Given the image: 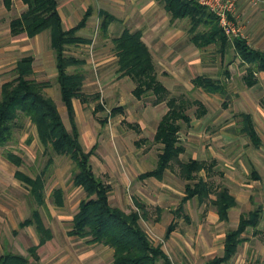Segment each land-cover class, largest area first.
Returning a JSON list of instances; mask_svg holds the SVG:
<instances>
[{
  "label": "rangeland",
  "instance_id": "374dc122",
  "mask_svg": "<svg viewBox=\"0 0 264 264\" xmlns=\"http://www.w3.org/2000/svg\"><path fill=\"white\" fill-rule=\"evenodd\" d=\"M58 1L60 4L66 2ZM230 1L233 2L234 10L228 17L239 32L229 36H240L247 44H251L257 34L262 32L261 48L263 47L264 51V1ZM74 3L77 5L76 13L80 16V3L78 0H74ZM141 3L143 5L139 12L145 9L146 15H139L137 11L126 16L122 23H117L111 35L118 32L117 28L120 31L122 26H125L131 30L140 27L147 42L155 35L164 37V48L161 47L158 51L152 48L158 78L163 81L168 73L175 74L176 77L169 79L167 83L170 93L183 94L191 100L198 99L206 108V113L201 117L196 114L198 105H193L188 110L191 122L189 125L183 123L179 132L180 141L186 148L180 155V161L195 157L207 164L213 162V171L209 174L201 171V174L215 186L226 185L235 196L237 205L230 209L229 220L225 222L218 220L216 208L211 200H190L184 210L189 216V221L183 216L178 217L175 221V231L166 240L165 230L172 212L177 209L183 194L185 195L187 181L181 176L178 162H173L161 179H139L138 175L155 167L160 145L153 141V137L157 123L168 108L165 102L154 105L152 95L136 99L132 93L135 83L130 78L119 80L115 75H111L101 81L98 73L100 65L97 66L96 75L92 68L82 67L85 74L82 92L87 99H75V119L84 135L83 140L92 134L91 141L87 142V150L95 145L91 156L93 169L101 180L111 185L109 198L112 205L130 212L138 210L136 201L145 204L148 219L141 218L139 222L155 244H162L173 264H203L220 255L226 231L237 226L242 214L261 205L263 212L258 226L250 227L245 232L247 241L242 243L235 256L224 264H264V76L256 85L247 87L242 79L245 67L233 53L222 60L216 45L197 48L190 43V24L187 19L172 23L169 14L158 1L142 0ZM209 5L206 4L208 7ZM92 20L94 22L88 31L91 42L88 45L68 46L66 53L85 61L91 60L89 51L92 47L93 61L96 64L101 57L108 58L106 63H111V38L109 35L102 36L100 19ZM152 23L157 25L155 29ZM46 32L48 38L49 32ZM155 46L157 47V44ZM181 46L182 50H187L194 58L202 56L201 67L196 65L200 63L199 60L191 62L187 67L181 64L177 55H174L176 48ZM49 49L55 65L54 52L50 45ZM163 58L169 62H165ZM75 69L76 67L69 68L70 71ZM225 69L229 76H225ZM200 73L225 80L228 95L222 97L195 88L190 80ZM14 74L12 68L4 76L11 80ZM55 77L53 71L49 70H37L33 74L34 79L51 83L45 92L52 96L65 125L70 129ZM94 80L102 85L98 87L99 96L96 98L97 92L93 93V90H96ZM116 85L119 88L115 90ZM86 86L92 88L91 92L86 90ZM117 93L118 96H115ZM98 103L102 105V110L96 109ZM116 107L122 110L110 115V110ZM242 111L252 115L262 139V145L258 148L240 132L239 114ZM105 115L109 119L106 125H102L101 119L105 118ZM5 149H12L22 156L23 164L19 169L29 175H35L47 168L46 204L40 208V212L54 236L47 246L38 249L40 258L36 262L31 259L33 264H111L112 251L109 247L102 244L91 246L85 239L67 235L71 218L80 201L85 198V192L73 183V162L64 155L44 153L35 126L28 120L25 121L23 129L16 132L14 140L8 146H0V254L11 250L27 255L28 247L37 241V234L32 226L19 227V223L31 215L32 202L26 186L13 177L16 167L3 156ZM50 156L52 160L47 164ZM253 169L260 176L259 179L253 177ZM56 187L62 188L64 192V204L61 207L54 204L51 196Z\"/></svg>",
  "mask_w": 264,
  "mask_h": 264
},
{
  "label": "trees",
  "instance_id": "16d2710c",
  "mask_svg": "<svg viewBox=\"0 0 264 264\" xmlns=\"http://www.w3.org/2000/svg\"><path fill=\"white\" fill-rule=\"evenodd\" d=\"M26 9L10 21L11 33L25 32L29 37L48 31L50 47L54 52L57 74L55 80L59 85L61 100L66 107L70 129L64 123L54 99L46 94L45 88L49 81H38L33 78L34 57H21L14 67V78L5 81L0 91V146H8L15 138L17 131L23 129L28 120L35 126L39 142L44 153L67 156L74 165L73 183L85 192L74 213L68 234L85 239L87 244H102L112 248L111 264H173L171 258L163 249L162 244H155L142 228L139 220L148 219V210L144 203L136 201L138 210L126 212L110 202L111 185L101 180L95 173L91 162L95 145L86 150L81 141L79 128L75 119L73 98L86 100L82 92L85 74L82 67L85 59L67 54L68 46L91 42L78 35L79 30L86 25L90 11L72 28L64 29L58 12L57 0H22ZM161 3L169 14L171 22L182 19L189 21L190 40L197 48L210 45L217 46V52L225 59L230 53L240 60L245 67L242 76L247 87L257 82L256 74L264 71V51L253 48L240 36L227 35L219 24L218 17L210 8L199 0H156ZM5 6L10 7L11 0H4ZM113 17L105 14L101 22V30H107ZM115 53L118 56V70L121 77L128 76L134 83L132 90L137 99L143 96H154V105L165 102L167 111L161 116L154 133L153 141L160 145L155 167L139 175L140 179L155 177L161 179L167 168L173 162H178L185 184V195L182 197L176 215H185L183 204L189 199L196 198L200 202L211 200L216 208L220 221L229 220V211L237 205L235 196L226 185L215 186L206 179L201 171L208 174L213 171V162L207 164L198 158L180 161V155L186 150L180 141L179 132L183 123L189 125L191 118L188 110L198 105V117L206 113L202 101L189 99L187 96L173 95L165 84L158 78L156 65L149 47L142 39V31L125 29L113 39ZM70 67H76L70 71ZM225 76H229L227 69ZM195 88H201L206 93L228 95L227 83L221 77L196 75L192 79ZM99 95H95V98ZM97 110L102 105L97 104ZM120 107L112 108L110 115L121 111ZM240 132L247 136L254 147H260L262 140L255 128L252 115L241 112ZM108 117L101 119V124ZM137 127V126H136ZM3 156L17 168L23 164V158L12 149H5ZM52 158L49 157L47 164ZM47 168L35 175H29L17 169L15 177L27 188L32 202L31 215L19 223V227L32 226L37 234L38 243L27 249V255L6 250L0 254V264H33L39 260L38 249L53 237L52 229L42 218L40 208L46 204L45 184ZM214 195L213 197H211ZM51 196L56 206L64 203V192L60 187L52 190ZM160 210L159 208H157ZM262 206L258 205L247 213L242 214L235 228L226 231L223 251L205 261L203 264H224L237 253L238 247L247 240L244 233L248 228H256L262 215ZM176 224H168L164 237L174 231Z\"/></svg>",
  "mask_w": 264,
  "mask_h": 264
},
{
  "label": "crops",
  "instance_id": "0c3cea01",
  "mask_svg": "<svg viewBox=\"0 0 264 264\" xmlns=\"http://www.w3.org/2000/svg\"><path fill=\"white\" fill-rule=\"evenodd\" d=\"M154 1L156 2V0H153V2ZM57 2H58V12H59V14L61 16L64 29H70L73 26H75L83 18L85 13L87 11H90L89 17L87 18V21H86V25L84 27H82L79 30V32H78V35H80L81 37H84L86 39H89L88 38V34H89L88 31L90 29V25L93 24V22H94V20H92L93 18L100 19L99 26H101V22L104 19L105 14L110 15V16L113 17V20L109 23L107 30L105 32L103 30H101L102 34H103L102 35L103 37L104 36L107 37V35H109L110 38H111L110 41H111L112 48H111V52L110 53H112V55L109 57V59H111V63H106L108 58L101 57L100 61H98L97 64L95 63V67H93V65L90 63V59L86 60L84 66L87 69L88 68H92L95 71V75H96L97 66L100 65V67H99L100 69H99L98 73H100L99 79H101V81L104 78L106 80V77H111V75H115V77L119 78V80H122V79L128 80V78H129L128 76H125V77L119 76L120 73H119V70H118V68H119L118 67V56L115 53L113 39L119 37L123 33V31L125 29H129L130 31H135V30H131L130 28L122 26L120 31L117 28L118 32H116L114 35H111V33L113 32L114 28L117 27V23H119V22L122 23V21H124L126 16L134 14L137 11L139 12L140 7L143 5V3H141L142 0H126V1L125 0H89L88 2H87V0H78V2L80 3V7H79L80 8L79 9L80 10V16H78L77 13H76L77 12L76 11L77 10L76 9L77 5L74 3V0H66V2L64 4H60L58 0H57ZM26 7H27V5L22 0H11V4H10L9 8L5 6L4 0H0V91H1V85L5 81L9 80V78L8 79L5 78V76H4L5 73L7 71L11 70L12 68L14 70V67L16 66L17 61L21 57L26 56V55H31V56L34 57V61L36 60V63H34V72L37 71V70H41L43 72L49 70V71H53V75L57 74L56 61H55V65H54L53 56L51 54V50L49 49L50 35L47 38V35H45L47 33L46 31L38 33V34H36L33 37H29L25 32H22V33H19V34L11 33L10 21L14 17L19 16L26 9ZM140 14L145 16L146 15V10L145 9L144 10L141 9V11L139 12V15ZM171 25H172V23H171ZM152 26H154L153 27L154 29L157 27V25H155V23H152ZM137 30L142 31V39L146 43V45L149 47L150 52H151V54H152V56L154 58V50L153 49L156 48V51H158L159 49H161V47L164 48V46H165L166 41H165L164 37L160 38L158 35H155L151 39L150 42H147L146 41L147 39L145 38L144 31L140 27L137 28ZM153 32H154V30H153ZM260 34H262V32L258 33L256 38L253 41H251L252 43L249 44L253 48H257V49L261 48V45L263 43L262 42L263 41V38H262L263 36L260 37ZM190 43L192 45H194L193 42H191V40H190ZM88 44H89L88 42H84V43H79L78 45H88ZM152 44H153V46H152ZM156 44H157V47L155 46ZM166 46H167V44H166ZM262 49H263V47L261 48V50ZM174 55H177L176 57L180 59L181 64L185 65L186 67L188 66V64H192L191 62H194L196 60H199L198 62H200V63H196V65L198 67H201L200 64H201L202 56L198 55L197 58H194V55H190L187 50H182V46L179 47V48H176ZM54 57H55V55H54ZM158 60H159V58H158ZM163 60L165 62L166 61L169 62L168 60H166V58H163ZM37 61H38V64H37ZM163 70L170 71L169 69H163ZM200 74H203V73H200ZM200 74H198V75H200ZM203 75H207V74H203ZM263 76H264V71L258 72L256 74V77H257L256 84L259 82V79L262 78ZM164 77H165L164 80L161 78L163 80L162 82L165 84V86L167 88L170 89V87L167 84L168 80L169 79H171V80L174 79V77H176V75L170 72L167 75H165ZM210 77H213V76H210ZM213 78H218V77H213ZM192 79L190 80L191 83H192ZM94 83L96 84V85L94 84L96 90H93V93H95L97 91L99 92L100 88H98V87H101L102 85L99 83V81L96 82L94 80ZM192 85H193V83H192ZM83 86H84V84H83ZM83 86H82V89H83ZM90 88H91L90 86H86V90L89 91V92H91ZM118 88H119L118 85H116L114 87L115 90L118 89ZM58 89H59V85H58ZM91 90H92V88H91ZM45 91H47V88L45 89ZM98 92L96 93L97 95H98ZM59 93H60V97H61L60 89H59ZM115 96H118V93H117V95L115 94ZM75 99L76 98H73L72 102H73L74 111L76 113V100ZM128 104H132V103H128ZM60 106L61 105H59V108H60ZM62 106H63V108L66 111L65 105L63 104ZM125 106L128 107V105H126V104H125ZM105 117H107V115H105ZM103 119H104V117H103ZM108 119H109V117H108ZM107 122L104 125H106ZM128 124L132 125L130 123H128ZM255 128L257 130L256 126H255ZM79 133H80V141H81L83 147L87 150V148H89L87 142L91 141L92 134L90 133V135L87 136V139L84 138L85 140H83L84 135L80 131V129H79ZM191 158H195V157H191ZM7 162H9V161L7 160ZM17 169H19V167L18 168L16 167V170ZM16 170H14V173H13L14 174L13 177L15 179H16V177H15V171ZM148 170H150V169H148ZM146 171L147 170H145V171H143L141 173H144ZM252 174H253V177L255 179H259L260 178V176L257 174L255 169H253ZM139 175H138V178H139ZM149 178H155V177H149ZM183 196H184V194H183ZM182 197H181V199H182ZM181 199H180V201H181ZM193 199H196V198L189 199L188 201L193 200ZM196 200H198V199H196ZM188 201H186L183 204V209L184 210H185V205H186V203ZM59 207H61V206H59ZM176 211H177V209H175L172 212V217H171V220H170L169 224L172 221L175 222L178 217H182V216L184 217V215L177 216L176 215ZM217 218L219 220L218 214H217ZM71 220H72V218H71ZM238 222H239V220H238ZM174 231H172L170 233V235L166 238V240L170 238L171 234ZM16 232H17V230H16ZM67 235L71 236V235L68 234V231H67ZM53 236H54V234H53ZM72 237H75V236H72ZM75 238H78V237H75ZM224 239H225V237H224ZM50 240H48L45 244L40 246V248H43L44 246H47L50 243ZM37 243H38V237H37V241H36L35 244H37ZM88 245L92 246V245H97V244H88ZM110 249H111L112 254H113L112 248H110Z\"/></svg>",
  "mask_w": 264,
  "mask_h": 264
},
{
  "label": "built area",
  "instance_id": "2783aa9c",
  "mask_svg": "<svg viewBox=\"0 0 264 264\" xmlns=\"http://www.w3.org/2000/svg\"><path fill=\"white\" fill-rule=\"evenodd\" d=\"M200 3L206 5L210 4V10L213 11L218 17V21L224 32L228 35L237 34L239 29L235 27V25L231 22L228 15L234 10L233 2L230 0H199ZM258 0H254L256 3ZM264 1V0H263ZM214 3V4H212ZM90 47L91 60L90 63L95 67V61H93V53Z\"/></svg>",
  "mask_w": 264,
  "mask_h": 264
}]
</instances>
